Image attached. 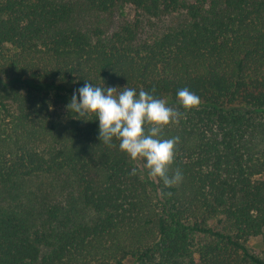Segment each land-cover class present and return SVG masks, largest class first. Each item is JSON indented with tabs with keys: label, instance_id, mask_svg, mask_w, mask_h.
<instances>
[{
	"label": "trees",
	"instance_id": "obj_1",
	"mask_svg": "<svg viewBox=\"0 0 264 264\" xmlns=\"http://www.w3.org/2000/svg\"><path fill=\"white\" fill-rule=\"evenodd\" d=\"M120 4L111 32L84 19ZM86 80L182 113L161 130L179 183L66 110ZM56 177L71 192L47 202ZM0 264H264V0H0Z\"/></svg>",
	"mask_w": 264,
	"mask_h": 264
},
{
	"label": "clouds",
	"instance_id": "obj_2",
	"mask_svg": "<svg viewBox=\"0 0 264 264\" xmlns=\"http://www.w3.org/2000/svg\"><path fill=\"white\" fill-rule=\"evenodd\" d=\"M87 81L73 90L66 110L81 121L93 120L87 118L93 115L98 121V139L109 146L113 138L118 140L119 150L132 160L142 158L148 175L159 177L165 187L179 183L183 179L179 170L168 175L179 137L162 138L161 130L169 123H178L182 113L155 97L154 89L146 92L122 87L117 92V87H100ZM176 100L185 110L200 104L199 96L187 87L176 91ZM136 173V168L130 170V175Z\"/></svg>",
	"mask_w": 264,
	"mask_h": 264
},
{
	"label": "rangeland",
	"instance_id": "obj_3",
	"mask_svg": "<svg viewBox=\"0 0 264 264\" xmlns=\"http://www.w3.org/2000/svg\"><path fill=\"white\" fill-rule=\"evenodd\" d=\"M66 1H73V0H66ZM136 11L128 4H120L114 10L108 14H98V15H86L84 19L89 22L88 24L97 22L102 28L106 29L107 32H111L114 30L117 25L123 21L126 20H132L135 16ZM178 19V15L172 14L167 15L165 18L156 19L153 20L147 24H151L148 28L150 29L149 32H157L168 26V24H171L175 22ZM147 28V29H148ZM151 28H154L155 31H152ZM104 29V30H105ZM154 34V33H152ZM58 186V188L54 191H50V193H46L47 195V202H58V201H65L67 195L71 192L70 185L67 184H61V180L59 177H56L52 179ZM61 184V185H60ZM45 190V185L43 186ZM247 247L257 253L258 255H262L263 246L260 236L250 237L247 241Z\"/></svg>",
	"mask_w": 264,
	"mask_h": 264
}]
</instances>
